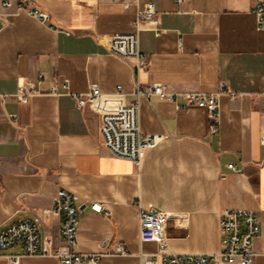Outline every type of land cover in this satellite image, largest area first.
Here are the masks:
<instances>
[{
    "label": "crops",
    "instance_id": "1",
    "mask_svg": "<svg viewBox=\"0 0 264 264\" xmlns=\"http://www.w3.org/2000/svg\"><path fill=\"white\" fill-rule=\"evenodd\" d=\"M48 15L42 23L0 0V232L51 210L61 189L78 197L76 251L100 256L96 264L160 261L156 243H141L139 210L171 213L169 249L174 254H217L223 249L221 219L232 209L254 210L261 219L254 264H264V31L253 6L258 0H22ZM156 7L142 22L140 50L146 59H121L110 38L136 32L137 13ZM157 32L161 34L157 36ZM44 80L39 83V76ZM32 82L39 95L20 103L19 86ZM69 93L135 100L137 85L167 86L177 93H217L225 83L236 94L221 100L214 132L208 113L196 106L152 97L141 102L144 134L167 138L137 167L102 143L101 117L92 106L75 107ZM235 165L236 170L229 168ZM102 205L103 213L92 209ZM41 235L59 239V224L43 216ZM122 245L125 253H118ZM21 245L0 251L18 264H59L55 257H27Z\"/></svg>",
    "mask_w": 264,
    "mask_h": 264
},
{
    "label": "built area",
    "instance_id": "2",
    "mask_svg": "<svg viewBox=\"0 0 264 264\" xmlns=\"http://www.w3.org/2000/svg\"><path fill=\"white\" fill-rule=\"evenodd\" d=\"M183 4L184 0H176ZM4 9L16 6L18 11H26L34 19L46 23L48 15L31 7L28 2L22 0H3ZM253 12L257 18V26L264 31V0H258L253 6ZM154 4H148L137 13L136 32L131 34H118L110 38L109 51L121 59H135L137 68L146 65V59L140 50V33L143 31L142 22H153L156 16ZM157 36L161 33L157 32ZM39 83L44 76H39ZM63 90L59 91L57 83H53L50 93L55 96H72L75 107L83 111L88 106L100 114L101 136L103 146L115 157L132 161L140 167L145 154L157 147L167 137L164 135L144 134L140 126L141 102L152 97L174 104L179 97H184L186 104L178 105L182 110L189 106H196L208 113L214 132L218 131L221 120V100L226 96L236 99V94L228 85L222 83L214 94L202 92L177 93L167 86L154 84L149 87L137 85L134 92L135 100H124L121 87L120 93L112 96L102 94L98 85L93 84L86 94H71L69 86L64 82ZM35 83L27 82L19 86L15 98L20 103L28 101L39 95ZM6 97L0 95V103H5ZM264 143V137L262 139ZM264 165V163H263ZM229 168L236 170L235 165ZM78 197L72 192L61 189L57 192L53 207L42 215L32 219L17 222L0 232V251H5L15 245H21L22 255L27 257H55L59 264H96L100 258L98 255H85L76 251L77 232L80 224ZM139 210V239L141 243H156L160 249V261L162 264H254L256 259L255 243L261 235V219L254 210L232 209L223 213L221 219V231L223 234V249L217 254H174L167 253L169 249L168 226L175 218L171 213L154 209H144L138 202L135 203ZM92 209L97 213H103L100 204H93ZM51 215L59 224L58 242L52 235H41L43 216ZM118 253H125L122 245H117ZM21 256H6L10 264H18ZM142 264H155L150 256L142 255Z\"/></svg>",
    "mask_w": 264,
    "mask_h": 264
}]
</instances>
